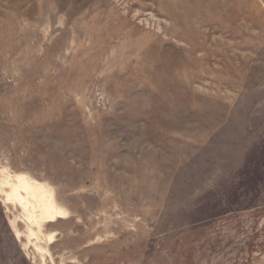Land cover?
<instances>
[{
	"label": "rangeland",
	"instance_id": "1",
	"mask_svg": "<svg viewBox=\"0 0 264 264\" xmlns=\"http://www.w3.org/2000/svg\"><path fill=\"white\" fill-rule=\"evenodd\" d=\"M0 264H264V0H0Z\"/></svg>",
	"mask_w": 264,
	"mask_h": 264
}]
</instances>
